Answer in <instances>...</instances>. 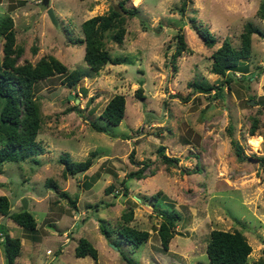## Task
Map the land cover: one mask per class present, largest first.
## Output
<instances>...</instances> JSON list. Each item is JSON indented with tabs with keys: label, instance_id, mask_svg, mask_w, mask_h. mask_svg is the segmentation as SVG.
<instances>
[{
	"label": "rangeland",
	"instance_id": "obj_1",
	"mask_svg": "<svg viewBox=\"0 0 264 264\" xmlns=\"http://www.w3.org/2000/svg\"><path fill=\"white\" fill-rule=\"evenodd\" d=\"M121 1L128 11H121L123 40L117 44L109 34L104 40L110 57L122 62H108L90 73L81 23L108 15ZM261 2L50 0L54 25L40 0H0V18L11 16L14 46L22 49L18 64L53 56L68 73H81L70 87L66 74L36 84L42 118L36 142L43 152L2 165L0 195L19 210L26 200L24 210L37 223L27 230L0 214V234L21 240L14 264H127L122 254L139 264H211L206 245L214 229L241 231L252 248L246 264H264ZM248 22L262 34L251 36V55L240 61L247 74L237 72L238 79L224 83V76L212 70V54L224 39L239 50ZM203 27L215 37L214 46L207 47L198 35ZM180 35L186 49L174 58ZM3 41L0 37V61ZM198 86L212 89L204 93ZM115 95L124 96V117L118 126H108L100 115ZM253 118L256 136L249 132ZM91 123L104 126L106 133L95 131ZM91 152L92 164L85 172L65 174L61 155L84 161ZM163 155L171 161L164 162ZM142 167L146 178L130 177ZM49 180L56 188L47 187ZM128 209L132 220L127 225L148 232L138 247L121 241L116 232L106 238L99 228L101 221L113 229L124 226ZM164 211L180 216L167 250L157 233ZM81 238L96 248V260L75 256ZM0 264H7L1 235Z\"/></svg>",
	"mask_w": 264,
	"mask_h": 264
},
{
	"label": "trees",
	"instance_id": "obj_2",
	"mask_svg": "<svg viewBox=\"0 0 264 264\" xmlns=\"http://www.w3.org/2000/svg\"><path fill=\"white\" fill-rule=\"evenodd\" d=\"M123 2L119 3L118 9H111L108 15H96L84 20L81 23L83 38L81 44H84V61L88 65L90 73H97L106 63L119 64L122 60L119 57H110L108 50L105 48V37L109 34V38L121 44L125 32L124 16L121 11ZM125 13L128 11L125 10ZM258 16L264 19V0H262ZM198 35L202 38L207 47L215 44V37L207 27L197 30ZM253 34L261 35L260 29L252 26L248 22L244 32L240 35L241 46L236 50L228 39H224L222 45L212 54L213 64L212 70L218 75L224 76V83L229 84L233 79H238L236 73L247 74L246 65H240L242 59H248L251 55V36ZM0 37H3V56L0 61V174L2 173V165L8 161L23 160L30 155H36L43 152L40 145L36 142V136L41 128L42 118L40 109L36 101L35 86L45 79H49L54 75L66 74V86H73L81 77V73L74 69L68 73V68L53 56L40 58L36 64L24 62L18 64L17 60L21 55L22 49L14 46L15 33L13 29V20L10 15L0 18ZM180 44L176 50L174 58L186 49L183 37L179 36ZM246 79V77H244ZM63 81V79H62ZM197 86V85H195ZM200 92L208 93L212 87H200ZM221 89V88H218ZM141 90L138 97L142 98ZM69 111L72 109H68ZM125 99L123 95L113 96L104 107L100 118L104 119L108 126H118L124 117ZM93 129L97 132L106 133V128L102 125L91 123ZM258 128L256 118L252 119L250 135H255ZM264 140V124L263 131L260 134ZM256 136V135H255ZM252 136V137H255ZM237 157L243 160L240 147L233 142ZM163 149H161L162 151ZM84 161H73L68 154L61 155L59 161L64 166L65 174L74 175L85 172L92 164V156ZM164 162H170L171 158L163 155ZM262 171L264 173V158H260ZM145 165V164H144ZM144 168L130 173L131 178L144 179ZM47 187L56 188L52 181L47 182ZM112 187L106 191L111 193ZM75 206V200L71 201ZM90 206V205H89ZM12 204L6 195H0V214L6 215ZM161 221L159 224L158 235L161 240L163 249H168L170 239L173 237L174 228L179 219L177 211H164L159 213ZM14 223L21 228L27 230L36 229V219L27 210H20L9 216ZM132 220V210L128 209L123 215L124 226H117L114 229L108 227L104 222H100L99 228L106 238L112 237V233L116 232L120 235L121 241L138 247L148 238V232L138 230L127 225ZM113 229V230H111ZM2 236V245L5 253L7 264H14L21 249V240L18 237H12L7 232L0 234ZM118 251L121 248L117 242H113ZM251 245L248 243L246 236L239 230L225 231L212 230L206 245V255L211 264H246L249 254L251 253ZM74 254L76 257L90 256L97 259L96 248L85 238L79 240L75 247ZM122 254V252H121ZM127 264H139L131 258L122 254Z\"/></svg>",
	"mask_w": 264,
	"mask_h": 264
},
{
	"label": "water",
	"instance_id": "obj_3",
	"mask_svg": "<svg viewBox=\"0 0 264 264\" xmlns=\"http://www.w3.org/2000/svg\"><path fill=\"white\" fill-rule=\"evenodd\" d=\"M40 4L46 8V14L49 17L50 21L56 25L57 24V19L54 15L53 9L50 7V0H40ZM27 207V203L26 200H23L22 203V208H26ZM20 210L17 208H10V210L8 211V213L5 215L4 220L7 219V217L11 216L13 213H18ZM112 247H114L116 249V246L112 245Z\"/></svg>",
	"mask_w": 264,
	"mask_h": 264
},
{
	"label": "crops",
	"instance_id": "obj_4",
	"mask_svg": "<svg viewBox=\"0 0 264 264\" xmlns=\"http://www.w3.org/2000/svg\"><path fill=\"white\" fill-rule=\"evenodd\" d=\"M262 76H263V79H264V72H263V75Z\"/></svg>",
	"mask_w": 264,
	"mask_h": 264
},
{
	"label": "bare ground",
	"instance_id": "obj_5",
	"mask_svg": "<svg viewBox=\"0 0 264 264\" xmlns=\"http://www.w3.org/2000/svg\"><path fill=\"white\" fill-rule=\"evenodd\" d=\"M137 2H139V0H136Z\"/></svg>",
	"mask_w": 264,
	"mask_h": 264
}]
</instances>
